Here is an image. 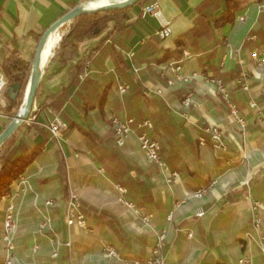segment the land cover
<instances>
[{"label": "crops", "instance_id": "1", "mask_svg": "<svg viewBox=\"0 0 264 264\" xmlns=\"http://www.w3.org/2000/svg\"><path fill=\"white\" fill-rule=\"evenodd\" d=\"M93 1L0 0V65L14 48L31 64L36 37L72 8H87ZM112 1L120 0L101 2ZM152 5L170 24L166 39L155 35L158 19L143 13ZM225 9V0H142L132 7L123 29L114 31L108 23L98 35L75 42L78 57L94 54L79 76L82 85L64 93L66 69L77 57L65 67L49 62L64 31L51 35L30 115L34 119L14 134L16 157L37 147L40 151L22 175L28 188L9 191L18 213L12 264H143L161 231L163 264H236L246 253L253 264H264V68L249 57L255 48L264 52V0H242L232 21L218 24ZM249 36L256 40L246 41ZM178 43L192 55L182 63L181 73L197 76L169 86L159 72L162 65L181 58L175 55ZM117 56L126 69L118 68ZM241 76L248 91L235 86ZM211 78L230 90L243 128L220 102ZM122 83L129 86L125 95L117 90ZM190 91L194 104L183 114L180 102ZM5 105L3 94L0 133L13 117L2 112ZM112 116L152 121L166 166L176 175L171 182L145 159L135 134L122 147L115 146ZM55 117L67 126L57 138L47 129ZM208 126L224 132L226 153L214 152L205 133ZM200 136L204 145L198 142ZM117 185L125 188L126 200L152 216L148 224L133 219L119 201ZM209 185L202 198L193 197ZM71 191L80 199L91 233L64 222ZM7 203L0 199V233ZM102 213L103 219L98 217ZM255 216L260 218L257 228ZM43 217L51 220V231L39 230ZM106 246L116 256L106 254Z\"/></svg>", "mask_w": 264, "mask_h": 264}, {"label": "built area", "instance_id": "2", "mask_svg": "<svg viewBox=\"0 0 264 264\" xmlns=\"http://www.w3.org/2000/svg\"><path fill=\"white\" fill-rule=\"evenodd\" d=\"M143 13L144 14L150 13L158 19L160 23V28L155 32L156 36H158L160 39L163 40L171 35V28L169 22L165 21L161 17L159 11L156 10V6L152 5L144 8ZM239 19L242 20L243 18L240 17ZM255 40H256L255 36H249L246 38V41H255ZM128 56L132 57V54L129 53ZM249 57L250 60L256 66L264 68V52H260L258 48H255L250 51ZM189 58H192V55L188 49H185L182 51V55L179 60L162 65L159 74L160 77L165 80L167 85L171 86L174 85L175 83H186L197 76V74L194 72L189 75H185L181 73L182 63ZM87 68H89V64H87ZM85 76L86 73L81 76V79H83ZM208 82L215 87L216 92L221 97L220 102L226 105L232 119L240 127L243 128L245 126V122L241 117H239L235 105L230 101V90L228 89V87L220 79L211 78L209 79ZM235 86L244 91H248V87L245 82V76H241L240 78H238L235 82ZM6 87H7V80L4 77V74L0 67V100L6 90ZM117 90L120 95H125L129 90V86L125 83H122L118 86ZM159 92L160 91H158V93ZM193 104H194V92L190 91L183 96L179 108L183 114H186ZM250 105L252 107L254 106V104L251 103ZM30 115L26 122L34 119V117L31 118ZM110 122L112 124L113 139L116 147H122L126 139L131 134H135L139 142V149L141 153L144 155L145 159L148 162L156 165L163 172L167 173L170 177L168 179V182H171L172 177H176V175L174 173H171L166 166L165 157L161 151L160 139L154 134V126L150 119L119 120L118 118L112 116L110 117ZM66 128H67L66 124H64L58 117L53 118V120L47 124V129L54 138L58 137L60 130ZM205 133L207 135V140L211 144V147L214 150V152L216 153L227 152V144L224 139V132L218 126H208L205 129ZM205 141L206 140L204 137L202 136L198 137V142L200 145H204ZM15 183L17 184L16 187H14ZM20 187L28 188L27 181L22 175L17 180L13 181L10 184L9 188L10 190L13 188H18L19 190ZM209 187L210 185L207 187L199 188L193 193V197L202 198L203 195L207 192ZM116 189L121 194L119 201L127 208V210L131 212L133 218L135 220H141L146 224H148L152 219V216L144 212L141 208H138L135 203L125 199L124 197L126 194L125 188L117 185ZM1 200H8V203L3 211L2 229L0 233V240L2 242L3 252H4V258L2 259V261H0V264H12L13 252H14V236L18 227V213L15 211V206L12 202L13 200L9 193L3 196ZM46 204L49 205L50 201H47ZM256 208H259V205L256 204ZM199 215H201V213ZM64 222L67 227H74L87 233L92 232V229L87 224L85 215L81 211L80 199L78 195L73 191L69 192L68 195ZM259 224H260V218L255 216L253 220V226L257 228ZM50 225H51V220L47 217H43L42 222L39 224V230L51 231ZM164 240H165V231H161L156 235L151 256L148 259H146L143 264H163L162 258L160 256V251L164 246ZM37 250H38V246L34 245L33 251L36 252ZM260 250H261V254L264 256V236L260 238ZM105 252L110 256H116V252L111 246H106ZM236 264H253L252 256L247 253L242 254L237 259Z\"/></svg>", "mask_w": 264, "mask_h": 264}, {"label": "trees", "instance_id": "3", "mask_svg": "<svg viewBox=\"0 0 264 264\" xmlns=\"http://www.w3.org/2000/svg\"><path fill=\"white\" fill-rule=\"evenodd\" d=\"M141 1L142 0H138L136 4H140ZM241 2L242 0H225V13L222 18L217 21L218 24L231 22L234 13L240 8ZM131 9L132 7L82 14L70 23L62 26L61 30L64 31V34L57 47L54 49L49 62L57 61L61 67H65L70 61L77 57L76 62L66 69L68 85L62 89L63 93L72 85H82L79 76L83 73L86 62L90 61L94 54V51H92L83 57H78L75 42L87 37L98 35L106 29L108 23H113L114 31L123 29L124 22L130 17L129 12ZM39 38L40 36L36 37L37 42L39 41ZM15 44L16 43H13V45ZM175 55L177 57L182 55V45L180 43H178V49ZM116 58L118 68L126 69V65L122 62L121 58L119 56ZM167 59L168 58L166 57V60ZM0 67L7 80V86L14 83L21 85L20 92L15 101L9 100L6 93H4L6 105L2 108V112L8 117H12V112L15 108L22 104L23 92L30 76L31 64L20 56L18 49L14 48L10 51L9 56L2 61ZM87 135L91 134L89 133ZM14 142L15 136L13 135L0 148V199L9 193L10 184L24 174L28 165L40 151V148L37 147L32 154L25 157H16L14 153L15 149L13 148ZM103 216L104 214L102 213L98 217L103 219Z\"/></svg>", "mask_w": 264, "mask_h": 264}, {"label": "water", "instance_id": "4", "mask_svg": "<svg viewBox=\"0 0 264 264\" xmlns=\"http://www.w3.org/2000/svg\"><path fill=\"white\" fill-rule=\"evenodd\" d=\"M137 1L138 0L112 1L108 4L101 5L95 8H86L81 5L76 6L66 14H64L61 18H59L54 24H52L41 34L32 59L30 76L23 92L21 107L18 113L12 117L10 122L0 133V148L27 121L30 115L41 81L42 53L51 35L55 34L59 29L62 28V26L70 23L76 17L82 14L131 8L137 3ZM20 89L21 85L18 83H14L7 86L4 93H6V96L9 100L15 101L20 92Z\"/></svg>", "mask_w": 264, "mask_h": 264}, {"label": "bare ground", "instance_id": "5", "mask_svg": "<svg viewBox=\"0 0 264 264\" xmlns=\"http://www.w3.org/2000/svg\"><path fill=\"white\" fill-rule=\"evenodd\" d=\"M101 1H103V0H95V1H93L92 4H88L87 7L88 8H95V7H98V6H101V5H105ZM108 3H110V2H107L106 4H108ZM50 40L47 42V44H46V46L44 48V51L42 53V62L46 59V56H47V54L49 52V46H50V42H51Z\"/></svg>", "mask_w": 264, "mask_h": 264}, {"label": "rangeland", "instance_id": "6", "mask_svg": "<svg viewBox=\"0 0 264 264\" xmlns=\"http://www.w3.org/2000/svg\"><path fill=\"white\" fill-rule=\"evenodd\" d=\"M217 93V92H216ZM20 107H21V105H19V106H17L16 108H15V110L12 112V115L14 116L15 114H17L18 113V111H19V109H20ZM224 139H225V136H224ZM226 142V141H225ZM150 163V162H149ZM153 164V163H152ZM170 177H169V175H168V179H169ZM168 179H167V182H168ZM197 199H200V198H197ZM134 219V218H133ZM135 220V219H134Z\"/></svg>", "mask_w": 264, "mask_h": 264}]
</instances>
